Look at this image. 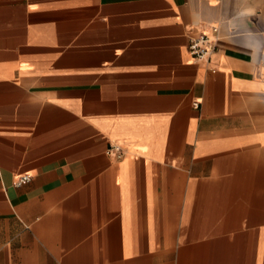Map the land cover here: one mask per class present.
Segmentation results:
<instances>
[{
    "label": "crops",
    "instance_id": "obj_1",
    "mask_svg": "<svg viewBox=\"0 0 264 264\" xmlns=\"http://www.w3.org/2000/svg\"><path fill=\"white\" fill-rule=\"evenodd\" d=\"M0 264H264V0H0Z\"/></svg>",
    "mask_w": 264,
    "mask_h": 264
},
{
    "label": "built area",
    "instance_id": "obj_2",
    "mask_svg": "<svg viewBox=\"0 0 264 264\" xmlns=\"http://www.w3.org/2000/svg\"><path fill=\"white\" fill-rule=\"evenodd\" d=\"M219 28L210 26L208 31L200 32L195 38L191 39L188 45V50L191 56L195 59H207L217 49ZM194 107L198 108L199 103L194 102ZM109 152L121 157V148L118 145H111ZM31 179V175L23 174L17 177L16 186H20Z\"/></svg>",
    "mask_w": 264,
    "mask_h": 264
}]
</instances>
